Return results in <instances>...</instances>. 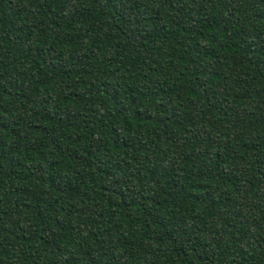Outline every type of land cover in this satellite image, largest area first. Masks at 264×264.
Returning a JSON list of instances; mask_svg holds the SVG:
<instances>
[{
  "label": "trees",
  "instance_id": "16d2710c",
  "mask_svg": "<svg viewBox=\"0 0 264 264\" xmlns=\"http://www.w3.org/2000/svg\"><path fill=\"white\" fill-rule=\"evenodd\" d=\"M0 264H264V0H0Z\"/></svg>",
  "mask_w": 264,
  "mask_h": 264
}]
</instances>
